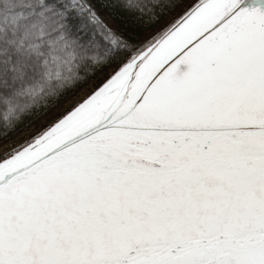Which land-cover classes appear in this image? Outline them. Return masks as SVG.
I'll list each match as a JSON object with an SVG mask.
<instances>
[{
	"label": "snow or ice",
	"instance_id": "6c2138e0",
	"mask_svg": "<svg viewBox=\"0 0 264 264\" xmlns=\"http://www.w3.org/2000/svg\"><path fill=\"white\" fill-rule=\"evenodd\" d=\"M109 67L0 155V264H264V0H0V140Z\"/></svg>",
	"mask_w": 264,
	"mask_h": 264
},
{
	"label": "rangeland",
	"instance_id": "374dc122",
	"mask_svg": "<svg viewBox=\"0 0 264 264\" xmlns=\"http://www.w3.org/2000/svg\"><path fill=\"white\" fill-rule=\"evenodd\" d=\"M179 12L173 16H168L167 19L163 23L172 21L179 14ZM108 24L111 27L114 26L113 22L110 20L108 21ZM153 32L146 34L143 37V39L147 40L148 37H150L153 34ZM112 71H113V68L101 72L97 80L90 81L89 84L80 88L79 91H77L75 94L70 96L66 101L59 104L57 107L53 108L48 113L43 114L39 118L35 119L33 122H31V124H28L26 127H23L17 130L14 134H12V136L1 141L0 142V155L4 154L5 149L11 150L12 148L19 147L21 143H23L26 140H29L33 134L39 131L42 126L46 124H50L56 117L60 116L61 114L66 112L68 109L73 107L75 104L82 101L89 93L94 91L100 85L101 81H103L106 78V76Z\"/></svg>",
	"mask_w": 264,
	"mask_h": 264
},
{
	"label": "trees",
	"instance_id": "16d2710c",
	"mask_svg": "<svg viewBox=\"0 0 264 264\" xmlns=\"http://www.w3.org/2000/svg\"><path fill=\"white\" fill-rule=\"evenodd\" d=\"M131 2H132V3H136L137 0H131ZM145 3H146V0H145ZM182 7H183V6H182ZM180 10H181V9H177L176 12L168 13V14L165 16L164 20L161 21V24L167 19L168 16H173V15H175L176 13H178ZM109 20H110V19H106L105 22L108 24V21H109ZM110 21L113 22V24H114L113 28H115V27H116V23H115V21H113V20H110ZM108 25H109V24H108ZM158 26H160V25H157V27H158ZM110 27H111V26H110ZM116 30L119 31V32H121V34H122L123 36H125V38H127V35H128L127 32H124V31H122V30L119 29V28H117ZM153 31H154V28H153V29H147V30L141 32V33L139 34L138 39L135 40V41H133V43H142L143 41H145V39H143V37H144L146 34H148V33H150V32H153ZM133 50H134V49H129V50H127V51H126V55H127V56H131ZM108 69H112V68H111V67H109V68H105L103 71H106V70H108ZM103 71H101V72H103ZM101 72H98V73L96 74V76L90 78V79L87 81V83L81 85L79 88H77V89L74 90L72 93H70L67 97L63 98L62 101H61L59 104H61V103H63L64 101H66L70 96H72V95L75 94L77 91H79L80 88H82V87L86 86L87 84H89L90 81H92V80H97L98 77H99V75L101 74ZM23 102H24V101L21 100V103H23ZM59 104H58V105H59ZM58 105H57V106H58ZM57 106H56V107H57ZM46 113H48V112H46ZM46 113H44V114H46ZM41 116H42V115H41ZM35 119H37V118H35ZM35 119H33V120H31V121H26V122H25L24 124H22V125L20 126V128H18L17 130H19V129L23 128V127H26L28 124H31V122H33ZM11 136H12V135H11ZM9 137H10V136H9ZM4 140H5V139H4ZM1 141H3V140H0V142H1Z\"/></svg>",
	"mask_w": 264,
	"mask_h": 264
}]
</instances>
